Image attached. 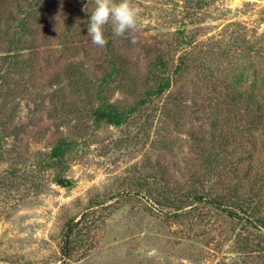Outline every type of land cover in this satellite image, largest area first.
I'll return each instance as SVG.
<instances>
[{
	"label": "rangeland",
	"instance_id": "374dc122",
	"mask_svg": "<svg viewBox=\"0 0 264 264\" xmlns=\"http://www.w3.org/2000/svg\"><path fill=\"white\" fill-rule=\"evenodd\" d=\"M132 3L134 39L108 25L97 48L87 36L94 0H0V264H264V125L243 131L255 158L213 182L236 196L235 210L189 199L209 186L200 160L221 136L234 159L244 129L245 111L216 100L221 85L264 110V0ZM114 54L138 79L157 57L186 62L182 107L154 96L121 126L96 123L98 78ZM134 88L139 98L146 87Z\"/></svg>",
	"mask_w": 264,
	"mask_h": 264
},
{
	"label": "trees",
	"instance_id": "16d2710c",
	"mask_svg": "<svg viewBox=\"0 0 264 264\" xmlns=\"http://www.w3.org/2000/svg\"><path fill=\"white\" fill-rule=\"evenodd\" d=\"M2 10L5 8L0 7V16L2 15ZM23 20V19H22ZM43 30V29H42ZM30 33V32H29ZM46 34V30L43 32ZM30 34H33L31 32ZM39 37L35 36L30 38L32 39V44H29L30 49L36 48L35 43ZM115 45H107V50L114 51ZM109 70L104 72L99 78V93L96 95V101L93 104L90 110V116L96 123L107 122L115 126H121L131 120L133 113L136 112L141 107H144L152 98L155 97H164L163 106L166 109L171 107L181 108L183 104V92H186L182 72L185 70L186 62L182 59L176 65H172L169 61L164 60L162 57H157L153 61L151 67L147 70L144 77L137 78L134 74L125 72L126 62L124 60L118 61L116 54L112 57L107 58ZM28 65V62L26 64ZM33 64H30V66ZM74 67H80V64L68 66L71 72ZM73 68V69H72ZM141 83L146 88L142 92H138L139 98H133V91H136L134 85ZM185 85V86H184ZM113 86L112 89L108 90L109 87ZM173 86L175 89L173 90ZM188 89V87H186ZM222 90L220 91L217 101H220L222 105L224 102L226 105L234 108H237L240 112L245 111L246 119L244 122V129L235 132V138L233 140L232 146L234 147L233 152L231 153L234 159H227V154L224 156L221 154L223 151H226V148L229 146V138L221 136L219 141L215 144V154L212 158L204 156L200 160V167L204 168V171L199 173V182L203 183V180L207 182L209 186H202L200 189H195L194 192L189 194L190 202L194 199H199L201 201L207 200L213 204L215 207H221L224 204L227 205L229 209H236L237 206L234 205V198L231 194H223L222 192H214L213 182L217 181L218 178L224 173H231V175L237 174L238 170L245 164L247 160L251 161V158H255L254 154L258 152L256 147L250 145V139L244 138V132H257L260 128V125H264V110L262 104H259L255 100L254 96L250 93H243L239 88L234 86L226 87L221 85ZM118 90L123 95L126 93L130 98L121 103L118 99L111 100L112 96L111 91ZM104 91H107V93ZM155 96V97H154ZM186 100V99H185ZM217 106V105H216ZM244 131V132H243ZM219 136L214 135V138ZM243 137V138H242ZM72 144L77 143L75 140H69ZM78 145V144H77ZM227 156V158H226ZM230 160V161H229ZM226 161L228 163L226 164ZM250 165V164H249ZM220 166L221 170L220 171ZM219 168V169H218ZM216 169H218L216 171ZM210 171V175L206 176L207 172ZM204 184V183H203ZM216 191V190H215ZM176 201L170 202L169 205H173L177 209L183 207L180 202H186L188 196L175 199ZM189 201V200H188ZM246 213V210H241ZM237 218H242L240 214H236ZM68 252L66 249H63V254L65 256Z\"/></svg>",
	"mask_w": 264,
	"mask_h": 264
},
{
	"label": "clouds",
	"instance_id": "9594fccd",
	"mask_svg": "<svg viewBox=\"0 0 264 264\" xmlns=\"http://www.w3.org/2000/svg\"><path fill=\"white\" fill-rule=\"evenodd\" d=\"M94 5L87 23V36L92 45L97 48L106 46L105 27L108 25L114 38L134 39L140 9L133 5L132 0H94ZM83 10L89 12L88 4Z\"/></svg>",
	"mask_w": 264,
	"mask_h": 264
},
{
	"label": "water",
	"instance_id": "95a60500",
	"mask_svg": "<svg viewBox=\"0 0 264 264\" xmlns=\"http://www.w3.org/2000/svg\"><path fill=\"white\" fill-rule=\"evenodd\" d=\"M63 184L64 185L68 184L66 179H64Z\"/></svg>",
	"mask_w": 264,
	"mask_h": 264
}]
</instances>
